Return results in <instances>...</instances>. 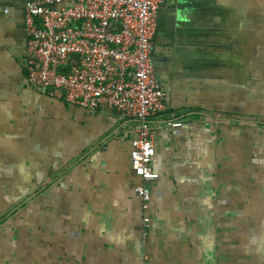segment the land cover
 <instances>
[{"label":"crops","instance_id":"crops-1","mask_svg":"<svg viewBox=\"0 0 264 264\" xmlns=\"http://www.w3.org/2000/svg\"><path fill=\"white\" fill-rule=\"evenodd\" d=\"M24 2L0 0V264H264V0L160 3L150 181L131 118L28 83Z\"/></svg>","mask_w":264,"mask_h":264},{"label":"built area","instance_id":"built-area-1","mask_svg":"<svg viewBox=\"0 0 264 264\" xmlns=\"http://www.w3.org/2000/svg\"><path fill=\"white\" fill-rule=\"evenodd\" d=\"M162 0H25L23 65L30 85L91 110L109 108L133 120L129 160L142 180H155L151 119L166 110L151 58ZM165 123L179 127L182 119ZM142 209L146 185L135 187ZM144 228L149 217L142 218Z\"/></svg>","mask_w":264,"mask_h":264},{"label":"rangeland","instance_id":"rangeland-1","mask_svg":"<svg viewBox=\"0 0 264 264\" xmlns=\"http://www.w3.org/2000/svg\"><path fill=\"white\" fill-rule=\"evenodd\" d=\"M255 111H257V112H262L260 109H255ZM241 116L243 115V116H247V114H240ZM250 114H248V116H249Z\"/></svg>","mask_w":264,"mask_h":264},{"label":"flooded vegetation","instance_id":"flooded-vegetation-1","mask_svg":"<svg viewBox=\"0 0 264 264\" xmlns=\"http://www.w3.org/2000/svg\"><path fill=\"white\" fill-rule=\"evenodd\" d=\"M21 10H22V8H21ZM22 16H23V11H22ZM25 32V31H24ZM25 34V33H24ZM25 39H26V36H25ZM25 42H26V40H25Z\"/></svg>","mask_w":264,"mask_h":264}]
</instances>
